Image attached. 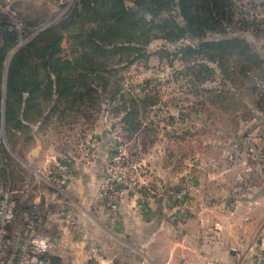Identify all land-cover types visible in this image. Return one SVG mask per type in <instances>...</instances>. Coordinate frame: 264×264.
<instances>
[{"label":"rangeland","instance_id":"374dc122","mask_svg":"<svg viewBox=\"0 0 264 264\" xmlns=\"http://www.w3.org/2000/svg\"><path fill=\"white\" fill-rule=\"evenodd\" d=\"M81 1L84 0H9L0 9V26L7 23L15 32L12 35L0 30L2 88L4 84L0 98V184L17 191L14 198L19 207L28 210L38 200L39 191L50 189L43 181L41 165L47 157L59 159L60 154L73 164L66 191L79 215L90 212L110 159L118 158L121 170L151 193L155 192V177L163 169L160 163L174 161L173 170L180 172L186 159L217 157L220 145L233 142L239 143L238 151L243 155L249 154L252 147L259 158H264V0H217L231 3L232 22L212 29L207 26L201 40L183 37L171 43L164 39L161 28L148 26L144 39L152 40L145 44V58L121 64L119 56L112 58L111 64L118 67L116 75L122 93L138 100L148 99L147 111L141 116L143 126L135 133L127 131L124 114L113 110L116 104L110 94L103 97L101 112L66 117L49 114L45 118L37 115L50 104L43 84L47 70L41 60L48 59L42 50L54 42L42 33L61 27ZM151 1L158 5L165 0H148ZM134 2L126 0L149 21L150 14ZM170 13L161 8L156 24L162 26L174 20L175 15L180 17L176 11ZM169 25L168 29L179 31L176 24ZM63 34L62 57L69 59L72 46L68 42L72 38L70 31ZM229 38L237 42V50L212 51L211 47L188 62L180 52L184 46L225 42ZM247 48L256 57L249 58ZM20 57L30 69L27 80L31 77L38 89L30 97L33 84L26 87L24 74H17L8 103L5 80L10 66L21 64ZM115 85L112 80L109 91ZM89 163L95 164L90 175L86 166ZM115 200L125 204L133 199ZM153 202L154 197L145 203L146 213Z\"/></svg>","mask_w":264,"mask_h":264},{"label":"crops","instance_id":"0c3cea01","mask_svg":"<svg viewBox=\"0 0 264 264\" xmlns=\"http://www.w3.org/2000/svg\"><path fill=\"white\" fill-rule=\"evenodd\" d=\"M220 146L217 157L186 159L182 172L173 170L174 161L160 163L147 213L138 200L121 207L118 226L92 206L88 215L77 213L85 235L62 225L54 235V263L88 264L93 244L99 247L96 264H253L264 250V158L253 161L238 151L237 142ZM94 165H86L89 175ZM247 165L250 174L244 173ZM41 166L42 176H48L54 161L47 157ZM187 176L195 190L191 213L182 217L166 197ZM13 235L17 242V225Z\"/></svg>","mask_w":264,"mask_h":264},{"label":"trees","instance_id":"16d2710c","mask_svg":"<svg viewBox=\"0 0 264 264\" xmlns=\"http://www.w3.org/2000/svg\"><path fill=\"white\" fill-rule=\"evenodd\" d=\"M212 1L213 3H211ZM212 1L165 0L158 5H152L155 1L135 0L134 4L137 8L143 11L146 10L150 14L151 19L149 21L146 20L144 15L136 12L135 7L129 6L126 0H84L79 2L78 7L74 9L67 22L61 27L48 29L42 33L54 42L42 50L43 55L48 58H42L41 64L47 70V80L43 81V84L47 89V98H49L48 102L50 104L37 113L38 117L45 118L49 114H59L66 117L81 113L89 114L98 110V112H101L103 110L101 108L104 101L103 97L110 94L109 98L116 104L113 110L118 115L124 114L122 120L127 131L130 133L138 132L143 126L141 116L142 112L147 111L148 99L145 97L138 100L131 97L130 94L122 93L116 75L118 67L116 64H111L112 58L119 56L121 59L119 64L124 63L122 61L130 62L132 58H145V44L152 40L144 39V35L148 33L145 32L148 26L161 28V31L166 35L164 39L175 43L183 37L201 40L207 26L211 28L219 26L220 23H231L233 18L229 7L231 3ZM161 8L168 10L169 13L170 11H176L180 17L175 15L174 20H167L162 26L157 25L156 22ZM195 11H198V13H195ZM169 24H176V29L179 31L168 29ZM1 29L11 32L7 23L1 25ZM66 31H70V37L72 38L68 42L72 46L69 59L62 57L63 51L61 48V42L64 39L63 33ZM10 34L15 35V32ZM235 42L234 38L212 44L198 42L196 45L180 48V52L183 54L184 61L188 62L190 57L200 56L206 53L205 51L211 50V47L214 48L212 51L221 49L237 50L239 46ZM247 50L249 58L256 57L255 53L250 51V48H247ZM211 58L214 61L218 60L214 57ZM18 60L21 64L10 66L7 80H5L8 103L16 83L17 74H24V85L26 87L33 84L34 89L30 91V97L38 89L37 82L31 83V77L27 80L26 73L30 69H26L27 64H25L24 58L20 57ZM201 67L205 66L202 65ZM2 80L3 75L0 78V98L4 92ZM112 80L116 84V88L109 91L108 88ZM127 95L130 97L129 99H127ZM155 102L154 100L153 105ZM45 110L47 111L45 112ZM29 123L26 121V124ZM25 128H27V125ZM245 188L247 186H244L242 190H245ZM25 211H27L25 207L18 206V220Z\"/></svg>","mask_w":264,"mask_h":264},{"label":"built area","instance_id":"2783aa9c","mask_svg":"<svg viewBox=\"0 0 264 264\" xmlns=\"http://www.w3.org/2000/svg\"><path fill=\"white\" fill-rule=\"evenodd\" d=\"M6 1L9 0H0V9ZM255 151V148L249 149L253 161L260 159ZM59 157L53 159L55 172L43 179L50 189L39 191L38 200L22 213L19 220L18 205L14 198L17 191L0 184V264H55L51 250L57 245L54 235L62 225L69 226L82 236L85 235L83 222L66 191L73 164L69 157L61 154ZM118 160V158L109 160L105 177L92 204V209L103 211L114 226L120 223V211L124 205L123 200L117 201L116 198L138 200L145 207L147 200H152L154 197L155 201L156 195L154 191L145 192L142 185H139V180L123 172ZM252 170V166L247 165L244 173L250 174ZM129 181L133 184H128ZM194 190V180L185 177L179 187L167 194V204L182 217L189 215L191 213L189 202ZM15 225H17V242L13 235ZM98 252L99 247L92 244L91 259L88 264H96ZM205 264L214 263L208 260ZM253 264H264V250L256 255Z\"/></svg>","mask_w":264,"mask_h":264}]
</instances>
